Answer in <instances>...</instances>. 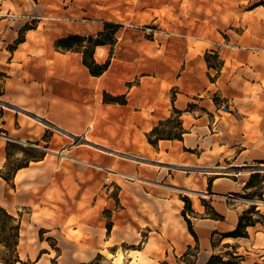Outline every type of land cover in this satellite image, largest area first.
<instances>
[{"label": "crops", "instance_id": "0c3cea01", "mask_svg": "<svg viewBox=\"0 0 264 264\" xmlns=\"http://www.w3.org/2000/svg\"><path fill=\"white\" fill-rule=\"evenodd\" d=\"M61 3L0 0V171L7 160L8 141L50 149L60 145V136L69 155L87 162L60 159L54 166L46 153L42 160L16 171L13 187L0 177V206L12 214L1 202L12 191L17 203L10 201L9 207L28 209L40 220L37 228L50 233L55 225L66 227L77 214L53 212L46 203L56 205L57 201L47 200V193L54 198L76 196L79 191L88 196L109 183L108 171L118 165L119 172L113 175L123 180H111L140 205L138 212L144 204L151 213L169 205L178 219L183 209L180 197L193 194L199 201L206 198L209 208L222 217L207 218L205 207L199 204V209H193L195 216H189L194 236L185 237L179 253L156 234L137 250L147 261L127 255L130 264H186L179 258L193 248L195 256L188 254L193 257L188 264H206L212 255L231 247L242 256V264H264V226L247 227L249 238L225 236L246 210L239 198L249 192L248 179L234 174L244 169L264 171V41L255 56L217 52L222 66L215 77L207 75L204 57L194 52L185 58L179 75L174 73L172 59L166 60L165 72L159 74L153 42L131 41L118 27L113 45L94 48L96 63L109 62L107 70L96 77L83 64L82 53L61 50L56 42L69 35L95 36L104 31L105 23L70 17L73 10ZM7 14L39 20L31 24L27 18ZM146 47L149 52L142 51ZM105 94L117 100H105ZM215 98L223 99L227 108L216 104ZM173 108L182 112L187 132L181 141L159 140L152 146L146 134L168 118ZM66 139L97 146L70 144ZM162 149L173 161L165 163L168 166L144 167L141 161L150 160L148 153L158 155ZM19 173L22 178L16 180ZM133 174L145 179L124 178ZM79 221L82 237L59 247L58 264H90L118 239L129 240L119 234L112 237L83 218ZM135 242L132 239V246ZM26 258L27 264H52L50 251L44 247H37ZM19 259L22 263L16 264H25L20 254Z\"/></svg>", "mask_w": 264, "mask_h": 264}, {"label": "rangeland", "instance_id": "374dc122", "mask_svg": "<svg viewBox=\"0 0 264 264\" xmlns=\"http://www.w3.org/2000/svg\"><path fill=\"white\" fill-rule=\"evenodd\" d=\"M61 5L62 7H71L73 11L70 13L72 15L70 17L92 20L96 22L95 24L103 22L117 25L121 27L124 36L131 41L137 39L152 41V51L157 53L159 74L165 72L167 59L174 61V73L179 75L184 68L185 58L191 52L203 56L204 59L207 54L217 55V52H222V55H224L227 51L250 53L251 56H255L264 41V0H62ZM46 17L48 18V16ZM34 22L36 20L30 23L34 24ZM118 36H121V34ZM144 50L149 52L150 49L146 47L142 49V51ZM218 57L217 55V59L209 58V63L214 66L222 63ZM144 64L143 68L148 70V66ZM202 68L205 67L202 65ZM215 71L219 70H209L206 63L207 75L215 77ZM211 77L208 79H213ZM172 92L174 93L175 90ZM215 99L216 104L222 103L223 108H227L223 99ZM192 105H194V102ZM222 114L224 115V113ZM45 137L47 136L45 135ZM57 141L60 145L50 149L47 145L36 147L34 143L30 145H27V143L21 144V146L26 149H34L36 152L48 153V159L54 166L60 159L65 161L76 158L65 151L66 146L61 144L60 136H58ZM66 143H81L88 148L89 146H97L89 141L72 142L69 139H66ZM140 152L145 156L146 152L143 148L140 149ZM24 157L23 154L16 152V148H12L9 167L13 168L21 164ZM148 158L150 160L141 161L145 164L144 167L147 168L151 166H168L165 163L173 161L169 155L165 154L164 149L158 155L148 153ZM76 159H79V161L77 160L78 163L87 162L80 158ZM108 172L109 183L101 189L90 192L88 196L81 195L79 189L76 196L72 195L71 197L61 195V198L59 196L54 198L50 195V192L47 193V200L57 201L56 205L46 203V206L50 207L53 212L56 211L58 215L77 214V218L70 217L64 228L53 225V229H49L50 233L37 228L40 220L37 215H33L28 209H12L9 207L8 203L10 201H13L14 204L17 203L16 195L9 191L1 202L21 221L17 250L25 264H27L26 255H33L37 247L48 249L52 260L56 261L60 251L59 247H62L64 243L68 244V242L77 241L82 237L81 229L83 226L80 224V218L100 226L105 233H107L108 225H111L110 234L112 237L119 234L129 239L124 242H119L120 239H118L115 245L105 248L100 254L101 259L98 264H130L127 255L137 256L140 261H147V257L137 252V250L141 249L148 238L156 236V234H160L162 238L167 239L177 249V253L180 252L185 237L190 234L182 214L181 218H175L173 208L169 205L159 208L158 213H151L147 204H144L138 212L140 205L131 202L129 197L121 192L118 184L111 180L114 177L119 181L123 180V178L113 175V173L119 172L118 165L112 167ZM129 176L133 178L128 177V175L124 178L130 181L145 179L141 175L133 174ZM234 177L248 179L251 183L249 192L241 197L250 199L262 197L264 171H250L249 173L248 170L244 169L242 173L237 172L234 174ZM184 197L189 199L192 211L193 209H199L198 204L203 206V202L209 207L206 198L199 201L198 197L192 194L181 196L179 200L182 201ZM71 198L77 202L75 203ZM174 200L177 203L176 199ZM194 200H198V203L196 204ZM182 205L184 209V202ZM248 209L250 208H246V210ZM208 213L209 211L206 209L204 215L207 216ZM49 214H46L47 217H49ZM189 216L191 215L187 213V219L191 223ZM251 221L254 225L258 224L259 227L264 226V209L257 212L253 209ZM61 228L62 232L59 233L58 230L60 231ZM132 239L136 240L133 246L131 244ZM230 252H232V249L222 250L221 253L215 256L221 257L223 262H227L229 260L228 253ZM185 253L195 256V248L187 250ZM183 255L179 258V261L186 263L193 261V257L183 259ZM170 260L173 261V258L170 257ZM214 261L218 262V259Z\"/></svg>", "mask_w": 264, "mask_h": 264}, {"label": "trees", "instance_id": "16d2710c", "mask_svg": "<svg viewBox=\"0 0 264 264\" xmlns=\"http://www.w3.org/2000/svg\"><path fill=\"white\" fill-rule=\"evenodd\" d=\"M119 26L105 23V28L102 33H99L95 36H81V35H69L65 38L59 39L56 42L57 48L64 51H77L83 55V64L89 69V72L93 76L102 75L108 68L109 62L106 61L103 64H98L93 58L94 48L99 45H113L114 44V34L117 31ZM209 58L217 59V55H208L205 57L208 68L215 70H220L222 63L218 65H211L209 63ZM105 100L116 101L117 98L111 97L105 94ZM182 112L174 109L172 110L171 115L165 120L159 121L158 125L153 127L150 132L146 134L147 142L152 146H156L159 140H179L183 139V135L187 132L183 127L181 120ZM3 116V110L0 108V118ZM0 132L3 130L0 129ZM37 145V143H35ZM16 148V152L23 154L25 157L23 162L13 168L9 167L11 158V149ZM7 160L0 171V177L12 187L13 178L17 170L27 167L30 162H37L44 158V152H36L34 149H26L20 144L8 141L6 147ZM253 177V176H252ZM210 185V183H209ZM250 181L247 182L246 187L250 188ZM182 201L185 204V207L182 211V216L187 223V229L191 235L194 236L192 231L191 223L187 219V213L194 215L195 213L190 209V201L187 197H184ZM203 206L209 211L207 218L219 220L222 217L215 213L211 208L206 206L203 202ZM252 213L253 208H250L243 212L239 217L236 228L225 235L229 238H248L247 227L254 226L252 223ZM264 224V223H263ZM21 230V221L19 218L15 217L9 213L5 208L0 206V264H16L22 263L19 259V254L17 250ZM111 225H108L107 231L110 232ZM232 252L228 253L229 260L223 262L221 257L212 255L206 264H241L242 256L235 251V247H231ZM188 256V253L183 255V259ZM101 259V255L98 254L90 264H98V261ZM218 259V262L214 261ZM52 264H57L56 261L51 260ZM186 263V262H185ZM190 263V262H189ZM188 264V263H186Z\"/></svg>", "mask_w": 264, "mask_h": 264}, {"label": "built area", "instance_id": "2783aa9c", "mask_svg": "<svg viewBox=\"0 0 264 264\" xmlns=\"http://www.w3.org/2000/svg\"><path fill=\"white\" fill-rule=\"evenodd\" d=\"M6 16H9L11 18L23 17V18H27L30 21L39 20V17H31V16H27L24 14L22 15L7 14ZM27 145H30V144H27ZM239 201L243 205H245V208H253L256 212L260 211L261 209H264V192L261 198H253V199L239 198Z\"/></svg>", "mask_w": 264, "mask_h": 264}, {"label": "bare ground", "instance_id": "6f19581e", "mask_svg": "<svg viewBox=\"0 0 264 264\" xmlns=\"http://www.w3.org/2000/svg\"><path fill=\"white\" fill-rule=\"evenodd\" d=\"M22 178V173H19L16 177V180H20ZM195 203L197 204L198 203V200H194ZM182 204V203H181ZM198 207H199V204H198Z\"/></svg>", "mask_w": 264, "mask_h": 264}]
</instances>
